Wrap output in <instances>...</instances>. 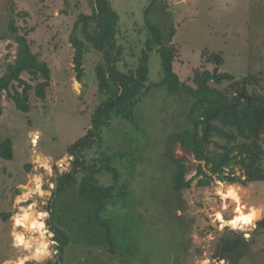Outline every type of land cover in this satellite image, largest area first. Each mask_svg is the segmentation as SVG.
<instances>
[{"label": "rangeland", "instance_id": "374dc122", "mask_svg": "<svg viewBox=\"0 0 264 264\" xmlns=\"http://www.w3.org/2000/svg\"><path fill=\"white\" fill-rule=\"evenodd\" d=\"M8 1L0 19V77L15 62L16 37L20 36L27 40L39 60L47 64L50 80L45 100L38 99L34 90L29 92V113L17 111L6 92L1 98L0 143L11 140L14 153L11 161L0 159V264L21 258H27L24 264H61L47 225L51 216L47 207L57 178L73 168L68 147L90 128L88 113L107 100V95L99 92L95 73L96 66H105V61L85 41L79 27L78 38L85 41L84 76L82 82L75 83L70 35L81 14H92V0ZM110 2L120 16L116 37L122 51L116 64L120 72L136 70L146 48V26L150 25L163 36L173 31L171 43L177 49L173 71L182 83L194 87L192 78L196 72H212L215 65L208 63L207 58L215 53L222 58L219 73L230 74L237 82L257 76L258 82L248 86L247 93L264 94V0ZM12 23L17 33L10 29ZM148 70L146 87L162 81L156 49L149 52ZM21 79L32 88L45 80L26 73ZM210 85L225 90L230 83ZM13 86L17 87V83ZM14 90L22 91L19 87L11 88L9 93ZM168 95L164 88H152L141 97L133 124L113 118L110 127L102 129L101 142L83 153L87 165L110 158L119 180L115 184L113 174L103 172L96 178L98 185H115L117 191L126 186L127 195L117 198L115 192L113 203L110 200L102 210L80 196L79 185L55 198L51 223L69 238L62 264H264V234L255 233L258 223L264 220V176L248 183L241 176L243 171L235 166L234 176L239 179L236 183L212 177L210 166L196 161L191 151L173 141L187 125L178 111L179 96ZM36 133L38 139L33 146ZM249 143L240 138L227 143L214 136L206 154L214 159L225 153L234 156ZM258 144L263 150L259 169L264 175V132ZM39 156L41 163L37 161ZM172 159L184 163L185 180H192L190 188L179 196L168 193L169 178L175 169ZM198 165L212 177L207 186H198L202 179L196 176ZM225 172L224 176L229 170ZM81 178L83 174L78 175V183ZM231 187L238 201L225 198ZM27 190L29 195L24 197ZM174 201L179 210L169 208ZM28 207L36 218H42L46 229L48 254L40 259L34 257L31 249L17 246L13 239V218ZM239 207L244 212L252 208L261 211L253 227L239 229L231 224ZM17 231L28 240L40 237L37 230ZM235 239L242 243V256L237 262L220 253V247ZM224 258L228 262L221 261Z\"/></svg>", "mask_w": 264, "mask_h": 264}, {"label": "trees", "instance_id": "16d2710c", "mask_svg": "<svg viewBox=\"0 0 264 264\" xmlns=\"http://www.w3.org/2000/svg\"><path fill=\"white\" fill-rule=\"evenodd\" d=\"M92 2V14L90 16L81 14L70 35V43L74 49V72L77 82H82L86 41L93 46L95 51L103 55L105 66L97 65L95 73L99 92L105 93L107 100L94 108L91 113H88L91 122L90 128L81 139L68 147L67 153L73 158V168L71 172L57 178L56 188L52 192L47 207L51 214L47 220V225L53 233V241L56 243V249L59 253L58 262L61 264L63 263L64 251L69 245V238L63 230L51 223L55 198L67 189L79 185L80 196L89 199L98 206V210H102L105 209L106 203L110 200L113 203L115 192L117 198L127 195L126 186L117 191L115 185L109 187L98 185L96 178L103 172L112 173L115 184L119 180V173L111 167L110 158H101L91 165H87L83 153L101 142V131L103 128L110 127L113 118L133 124L136 119L134 112L141 97L152 88H164L169 95L179 96L178 111L187 126L173 141L180 142L184 148L191 151L196 161L204 162L206 167L210 166L209 172L212 177L217 176L221 182L236 183L239 179L234 176L235 166H239L240 170L243 171L241 176H244L248 183L258 181L260 176H264L261 175L259 169L263 150L258 144L260 135L264 132V94L253 93L249 95L247 93V87L257 83L258 77L243 78L237 82L232 75L219 73L218 68L222 65L221 55L210 53L207 62L215 65L213 71L196 72L192 78L194 87L188 86L182 83L173 71V63L177 54V49L171 43L174 36L173 31L168 36H163L158 28L150 25L146 26L148 28L146 48L142 51L136 70L128 73L120 72L116 66L122 52L116 44L120 16L114 11L110 0H92ZM149 11L150 7L145 14L147 15ZM79 27H81V34L85 41L78 38ZM10 29L17 33L13 23L10 25ZM16 43L18 44V51L15 62L8 65L5 74L0 77V117L3 112L1 106L3 92L7 93V97L12 100L17 111L29 113L31 111L29 92L34 90L38 99L45 100L46 90L49 87L50 70L47 64L41 62L39 56L32 52L25 38L17 36ZM154 49L160 56L163 79L157 84L146 87L149 72V52ZM23 73L32 76V78H44L45 80L32 88L21 79ZM223 82L230 83L228 89L220 90L210 85L220 86ZM14 83H17V87L13 86ZM18 87L22 89L21 92L14 90L13 94L9 93L11 88ZM240 94H244V97H240ZM184 97L187 98L186 101ZM183 100L185 103H182ZM180 103L182 104L180 105ZM184 106L186 109H183ZM214 136L223 138L227 143L238 138L244 141L249 140L250 143L241 148L237 155L230 156L225 153L220 158L214 159L206 154ZM13 153L11 140L8 139L0 143L1 160L11 161ZM172 161L175 169L169 178L171 187L168 193L179 196L181 192L190 188L192 180H185V166L182 161L176 159H172ZM226 169L229 172L224 176ZM79 174H83V178L78 183ZM196 176H202L198 182L200 187L209 185L212 179L200 165H198ZM165 195L166 193L161 194L158 199ZM169 208L180 209L175 201ZM5 218L6 216H3V219ZM263 226L264 220L258 223V227ZM110 244L112 245V242ZM241 246L242 243L239 239L230 240L220 247V253L226 259L237 262L242 256L240 253ZM225 258L221 261L228 262Z\"/></svg>", "mask_w": 264, "mask_h": 264}, {"label": "bare ground", "instance_id": "6f19581e", "mask_svg": "<svg viewBox=\"0 0 264 264\" xmlns=\"http://www.w3.org/2000/svg\"><path fill=\"white\" fill-rule=\"evenodd\" d=\"M37 139H38V135L36 133L35 135H33V138H32L33 146H35V144L37 142ZM37 161L39 163L42 162V159H41L40 156L37 158ZM23 191H25V189ZM27 195H29L28 190H27V192L24 193V197L27 196ZM225 198H230L233 201H238L239 200L233 187L228 189V192L225 195ZM31 210H32L31 207L30 208L28 207L27 209H22L20 211L21 213L20 214L17 213L15 215V217L13 218V220L15 222V225H14L15 226V228H14L15 231L13 233V237H14L13 239L15 240V243H16L17 246L24 247V248H26L28 250L31 249L33 251V253H34V257L37 258V259H40L43 256L48 254V252H47L48 244L45 241V237H44V234L46 233L45 232L46 229H45L44 223L41 220L42 218H36L34 213L30 212ZM220 215H218V220L222 221L221 220L222 218H221ZM260 215H261V211L256 210L255 208L249 209V211L244 212V209L239 207L236 210V216L231 221V224L233 226H238L239 229H246V228H249V227H253L255 222L260 218ZM42 216L43 215H39V217H42ZM17 229H22V230H25L27 232L31 231V230H37L36 232L40 233V237H39L38 240H35V239L28 240L24 236V234H22L21 232H18ZM26 260H27V258H21V259H18L16 261H14V262H10L8 264H24V262Z\"/></svg>", "mask_w": 264, "mask_h": 264}, {"label": "water", "instance_id": "95a60500", "mask_svg": "<svg viewBox=\"0 0 264 264\" xmlns=\"http://www.w3.org/2000/svg\"><path fill=\"white\" fill-rule=\"evenodd\" d=\"M8 0H0V17L3 15L4 10L6 8ZM78 84V82H75ZM240 97H244V94H240ZM22 189H19V192H22ZM255 233H263L264 234V226L259 227L255 230Z\"/></svg>", "mask_w": 264, "mask_h": 264}, {"label": "flooded vegetation", "instance_id": "af4514ba", "mask_svg": "<svg viewBox=\"0 0 264 264\" xmlns=\"http://www.w3.org/2000/svg\"><path fill=\"white\" fill-rule=\"evenodd\" d=\"M9 2V1H8ZM8 2H7V4H8ZM6 9V8H5ZM4 12H5V10H4ZM4 14V13H3ZM2 17V16H1ZM1 17H0V19H1Z\"/></svg>", "mask_w": 264, "mask_h": 264}, {"label": "clouds", "instance_id": "9594fccd", "mask_svg": "<svg viewBox=\"0 0 264 264\" xmlns=\"http://www.w3.org/2000/svg\"><path fill=\"white\" fill-rule=\"evenodd\" d=\"M71 157V156H70Z\"/></svg>", "mask_w": 264, "mask_h": 264}]
</instances>
